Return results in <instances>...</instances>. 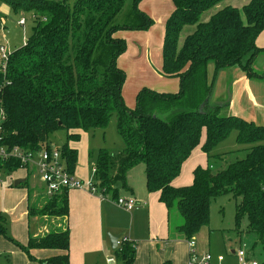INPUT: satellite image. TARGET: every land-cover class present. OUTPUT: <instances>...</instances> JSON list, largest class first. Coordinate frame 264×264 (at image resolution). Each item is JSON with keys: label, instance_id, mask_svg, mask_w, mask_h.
<instances>
[{"label": "trees", "instance_id": "16d2710c", "mask_svg": "<svg viewBox=\"0 0 264 264\" xmlns=\"http://www.w3.org/2000/svg\"><path fill=\"white\" fill-rule=\"evenodd\" d=\"M126 1L76 0L70 6L67 0H0L10 12L32 13L34 19L25 45L9 54L4 69L0 66V144L38 151L49 147L51 135L64 132L66 142L60 148L73 173L77 152L68 143L79 142L78 132L104 129L115 116L124 147L116 164L108 151L97 153L93 186L103 197L116 200L115 187L126 188V174L143 165L147 192L158 193L159 203L167 210L170 234L177 233L185 241L194 239L209 224L211 202L231 196L235 229L246 219L247 232L264 249V124L220 117V108L208 103L212 84L206 76L207 64L213 62L216 71L237 67L248 79L260 80L264 111V69H253L264 53L256 46L264 31V0H250L241 10L226 6L205 22L201 16L225 0H171L162 74L177 78L179 89L173 94L142 89L133 109L124 105L125 75L117 68L127 45L115 35L146 31L153 22L138 10L142 0H131L130 15L124 24L118 23ZM202 132L201 151L208 163L212 159L223 162L226 154L210 153L232 132H236L237 144L249 148L244 158L219 172L213 173L211 165L198 167L189 186L173 187L171 182L199 146ZM18 170H22L18 161L0 160V171ZM67 195H55L41 209H30L29 215L66 217ZM0 235L9 240L1 215ZM17 247L31 262L35 261L31 251L48 250L60 254L39 264H69L67 230L29 238L25 247ZM134 253V245L122 243L116 256L122 264H133Z\"/></svg>", "mask_w": 264, "mask_h": 264}, {"label": "crops", "instance_id": "0c3cea01", "mask_svg": "<svg viewBox=\"0 0 264 264\" xmlns=\"http://www.w3.org/2000/svg\"><path fill=\"white\" fill-rule=\"evenodd\" d=\"M241 1L239 0L238 3H242ZM244 6L238 4L233 8L241 10ZM139 7L154 20V26L147 32H130L129 35H133V38H126L127 48L125 53L119 57L118 62L127 59L134 63L146 61L147 66H149L148 48L153 44L152 42L161 41L163 38L165 23L173 11V4L171 0H142ZM3 9L10 12L8 7L3 6ZM209 17H205L203 22L207 21ZM135 37L142 38L141 46L134 42L137 41ZM182 40H180V45ZM132 42L134 43V51L129 54V47ZM256 46L264 49V31L257 38ZM143 47L144 52L141 51ZM158 48L160 49V45ZM144 54L146 56L142 60ZM155 66L157 67L156 70L161 69L160 59H156ZM206 76L208 83L212 84L208 103L220 108L218 112L220 117L235 116L255 125L264 124L263 85L260 80L248 79L237 67L216 71L213 62H208ZM169 81L171 85L157 88L159 93L173 94L178 91V80L169 79ZM78 133L80 134V141L81 136L86 133ZM233 139L236 143V134ZM204 141L205 132H202L199 146L191 152L189 158L183 163L179 176L171 182L173 187L189 186L192 183L193 171L198 167L206 168L209 166L207 156L201 151ZM75 143L77 142H69L68 146L77 152L73 147ZM221 143L213 148L210 153L211 156L226 154L217 150ZM134 168H141L137 173L135 183L128 182L129 179H126V188H121L120 185L115 187L117 198H133L138 203L139 208L131 212L119 208L115 205L114 200L109 197H100L90 194L86 189H81L67 193L68 215L66 217L30 216L29 210L33 209V205H31L33 192L28 185L29 180L39 191L37 203L48 200L36 173L24 171L22 175L13 177L14 182L24 180L25 186H27L26 190L20 188L1 189L0 180V215L4 218L6 234L9 238L8 240L0 236V264H39V261L59 255L60 253L57 251L33 250L31 256L35 261L31 262L16 244L25 247L29 238L43 237L49 233L58 232L62 228L63 232L67 230L69 235V264H122L116 256V251H119L121 247L122 238H127L129 244L135 247L133 264H164L165 262L189 264L187 241L177 233L170 234L167 210L164 205L159 203L158 193L147 192L144 166L138 165ZM73 174L85 184L89 183L85 182L87 175H84L80 169L77 173L74 169ZM93 177H95V173ZM37 206L39 209L42 208L41 204ZM110 237H119L117 247L114 250L110 247ZM236 252L231 250L230 253L238 264ZM208 255L210 254L208 253ZM246 256L248 260H254V252L248 248Z\"/></svg>", "mask_w": 264, "mask_h": 264}, {"label": "rangeland", "instance_id": "374dc122", "mask_svg": "<svg viewBox=\"0 0 264 264\" xmlns=\"http://www.w3.org/2000/svg\"><path fill=\"white\" fill-rule=\"evenodd\" d=\"M76 0H68L67 3L71 6ZM239 0H226L221 2L219 5L215 6L200 18L201 21L205 20V17L211 16L218 10L226 6H237L238 4L246 5L249 0H242V3H238ZM237 5H231V4ZM7 7L5 4L0 3V47H3L6 53L9 55L15 50L22 48L25 45L26 39L30 36L32 27L34 26V19L32 13L25 12H7L3 9ZM242 6V5H240ZM144 9V8H142ZM138 10L145 14L149 19L152 20L154 26V20L150 15L144 13L141 10V7L138 5ZM145 10V9H144ZM131 11V0L126 1L122 13L118 16L117 22L124 24L126 21L125 16L130 15ZM146 11V10H145ZM24 20V26H20L18 22ZM132 22V15L130 18ZM150 27V28H151ZM149 28V29H150ZM148 29V30H149ZM146 31H121L115 35V38L122 39L126 42V38H131L133 35H129L130 32H147ZM189 28H186L182 33V38L186 34ZM136 34V33H135ZM164 37V35H163ZM133 38V37H132ZM134 41L138 44L142 43V38L135 37ZM162 42L156 41L152 42L148 48L149 52V66H147L146 61L141 62H130L129 59L117 60V68L120 69L125 75V82L122 88V98L124 105L128 109H133L135 105L136 94L142 89H149L159 93L157 88H162L164 85H171L169 79L177 78H167L162 74ZM127 44V42H126ZM160 45V49L158 46ZM137 46V44H136ZM135 46V48H136ZM180 46V44H179ZM141 50L144 52V47ZM131 51H134V43H131L129 47V54ZM147 51V50H146ZM145 58L146 54L143 55ZM161 60V69L156 70L155 62L157 58ZM119 59V58H118ZM253 69L256 72H261L264 69V53L260 54L254 62ZM178 80V79H177ZM179 85V80H178ZM161 92V91H160ZM163 93V92H161ZM169 94V93H166ZM248 122V121H247ZM117 119L115 116H112L109 119L107 126L104 129H97L92 132H88L85 135L81 136V140L74 144V148L77 150V161L75 165L76 173L80 171L87 175L85 182L94 183L95 179L92 175V170L95 168L96 156L99 150H106L112 155L113 163H117L119 156L123 150V142L117 134L116 130ZM235 132H232L224 141L221 143L217 150L226 153L225 159L223 162L216 161L214 159L210 160L208 163L212 166V172L217 173L229 163L240 160L245 156V150L249 148L248 146H243L236 144L233 136ZM65 133L58 132L49 138V143L51 146L60 148L64 143ZM71 146V144H70ZM234 148V149H231ZM216 150V151H217ZM226 150V151H224ZM91 153V156H90ZM215 153V152H213ZM211 155V154H210ZM143 166V165H141ZM141 168H134L126 174V179H129L128 182L135 183L137 178V173ZM24 170H18L15 173H8L0 171V180L2 187L1 189H27L25 184H21L19 187H13L14 176L22 175ZM113 175V172H112ZM127 181V180H126ZM33 183L29 180L30 189L33 192V202L32 207H36L41 204L43 207L46 203L36 201L39 191L36 187L32 185ZM119 187V186H118ZM120 188V187H119ZM118 188V189H119ZM120 190V189H119ZM36 201V202H35ZM35 208V209H36ZM41 209V208H40ZM234 214H235V202L231 196H222L211 202L210 211H209V224L206 227H203L195 240V251L199 257H203L210 254L211 261L210 264H237L233 255H231V250L238 251L240 244H245L248 250L254 252V260L257 264H264V249L259 243H257V238L255 235L247 232V221L243 219L239 230H236L234 227ZM36 216V215H35ZM44 217V216H38ZM58 232H63V228L59 229ZM1 236V235H0ZM19 244H16V246ZM24 247L23 245H19Z\"/></svg>", "mask_w": 264, "mask_h": 264}, {"label": "built area", "instance_id": "2783aa9c", "mask_svg": "<svg viewBox=\"0 0 264 264\" xmlns=\"http://www.w3.org/2000/svg\"><path fill=\"white\" fill-rule=\"evenodd\" d=\"M24 26V20L18 22ZM8 54L3 47H0L1 67L4 69L8 60ZM1 141V138H0ZM0 160L18 161L22 169L27 172H35L39 182L43 185L44 194L48 199L60 193H68L72 190L86 189L90 194L103 197L93 186V183L85 184L75 177L68 169L66 157L62 154L61 148L51 145L47 149L38 151H23L18 147L8 148L0 144ZM95 169L92 170V174ZM115 205L126 212H131L139 208L138 203L133 198L114 200ZM122 243H129L127 238L121 239ZM189 247V264H209L210 255L197 256L194 251L195 240L187 241ZM247 246L240 244V249L236 252L238 264H257L255 260H248L246 256Z\"/></svg>", "mask_w": 264, "mask_h": 264}, {"label": "water", "instance_id": "95a60500", "mask_svg": "<svg viewBox=\"0 0 264 264\" xmlns=\"http://www.w3.org/2000/svg\"><path fill=\"white\" fill-rule=\"evenodd\" d=\"M23 183H24V180H17V181H15L13 183V187H18V186H20ZM118 240H119V237H110L109 238L110 247H111L112 250L116 249Z\"/></svg>", "mask_w": 264, "mask_h": 264}]
</instances>
